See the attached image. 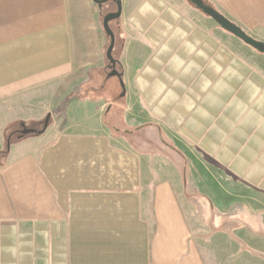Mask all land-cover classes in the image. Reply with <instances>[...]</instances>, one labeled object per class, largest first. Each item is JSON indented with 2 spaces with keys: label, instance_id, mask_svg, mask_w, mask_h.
<instances>
[{
  "label": "crops",
  "instance_id": "0c3cea01",
  "mask_svg": "<svg viewBox=\"0 0 264 264\" xmlns=\"http://www.w3.org/2000/svg\"><path fill=\"white\" fill-rule=\"evenodd\" d=\"M206 1L264 43V0ZM120 2L125 95L101 101L102 9L0 0V264H264V224L222 204L236 187L264 201V55L186 0Z\"/></svg>",
  "mask_w": 264,
  "mask_h": 264
},
{
  "label": "rangeland",
  "instance_id": "374dc122",
  "mask_svg": "<svg viewBox=\"0 0 264 264\" xmlns=\"http://www.w3.org/2000/svg\"><path fill=\"white\" fill-rule=\"evenodd\" d=\"M115 9H116L115 4L112 2H108V3L104 4L102 7V16L104 13L107 14L110 12H114ZM116 23H117V21H113L109 24V27L113 31L114 34L117 33V31H118V25ZM101 26H102V22H101ZM97 91H99V90H97ZM100 93L101 94H99L98 98L101 101L111 100V97H113V96L119 97L121 94V89H120V86H119L117 79L111 78V79H108L107 81H105L104 88L100 91ZM93 108H95V107H93ZM43 124H44V121L41 122L39 125L30 126L31 128H29V129H34L37 132H40L43 128ZM52 125H53V120L49 118L47 128L44 132H46L50 128H53ZM57 125L58 124H55L54 129L57 128ZM38 135L39 134L36 133V134H31L29 136H38ZM40 135H42V134H40ZM27 137L28 136H20L19 135V137H18V136L13 135L12 137H9L6 140L10 141V143H11V142H16L17 139L27 138ZM161 140H162V142L161 141L157 142V135L154 138L151 135L148 138V141L146 140V146L149 147L150 149L155 148L158 151H161L162 156H165L166 158L170 159L174 163V165L177 168V170L179 171L181 177L182 178L184 177L185 180L187 177H193V176L201 177V176H203L201 171L198 168H196V166L193 164L194 158L193 157L190 158L186 153L183 152V147H181L179 149L178 147L175 146V144L173 142H170V143L167 142L164 137L161 138ZM4 155H5V153H4ZM4 160H5V156L2 157V159H0V163L3 162ZM219 186L221 187L220 188V190H221L223 186L221 184H219ZM185 190L188 191V193L189 192L193 193V196L196 197L197 193H196V189L193 188V185L190 186L189 184H186ZM231 193L234 195H230L229 193H225L226 195H222V197H223L222 198L223 199L222 204H224L225 206H227L228 204L233 205V207L235 208L234 212L238 211L239 209H241V210L242 209H248L252 213H255V216L259 222L264 224V201H261V200L254 198L253 195L251 196V193L249 192V190L247 188H245V190H243V189L236 187L235 191H234V189L231 190ZM232 199H234V200H232Z\"/></svg>",
  "mask_w": 264,
  "mask_h": 264
},
{
  "label": "water",
  "instance_id": "95a60500",
  "mask_svg": "<svg viewBox=\"0 0 264 264\" xmlns=\"http://www.w3.org/2000/svg\"><path fill=\"white\" fill-rule=\"evenodd\" d=\"M94 4L97 5L99 9H102V6L108 2H112L115 4L116 10L114 12L107 13L102 17V29L107 36L109 43L106 50V59L109 63L108 69L109 73L108 77H115L119 81V85L121 88V95L123 97L125 95V87L122 81V74L119 73L116 69V61L113 58V50L115 46V36L113 31L110 29L109 24L113 21H118L121 16V2L120 0H92ZM190 5H192L196 10L202 13L204 16L210 18L221 30L232 35L239 41H241L244 45L250 47L254 51L264 55V43L257 41L247 35L241 28L230 22L227 18H225L222 14L216 11L213 7L209 6L203 0H186ZM49 116H47L44 120L43 128L40 132H37L34 129H23L21 130V136H27L31 134H42L47 128Z\"/></svg>",
  "mask_w": 264,
  "mask_h": 264
},
{
  "label": "trees",
  "instance_id": "16d2710c",
  "mask_svg": "<svg viewBox=\"0 0 264 264\" xmlns=\"http://www.w3.org/2000/svg\"><path fill=\"white\" fill-rule=\"evenodd\" d=\"M205 3H207L206 2V0H203ZM116 61V60H115ZM118 68H120V65H119V63L116 61V69H118ZM6 153V152H5ZM4 154V153H3Z\"/></svg>",
  "mask_w": 264,
  "mask_h": 264
},
{
  "label": "flooded vegetation",
  "instance_id": "af4514ba",
  "mask_svg": "<svg viewBox=\"0 0 264 264\" xmlns=\"http://www.w3.org/2000/svg\"><path fill=\"white\" fill-rule=\"evenodd\" d=\"M103 7V6H102ZM116 8V7H115ZM116 10V9H115ZM103 15H105V13L103 14Z\"/></svg>",
  "mask_w": 264,
  "mask_h": 264
}]
</instances>
